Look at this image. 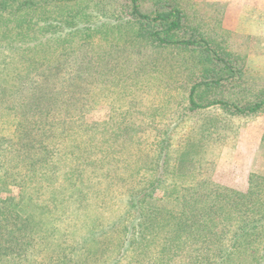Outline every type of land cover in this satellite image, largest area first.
Segmentation results:
<instances>
[{
	"label": "rangeland",
	"instance_id": "obj_1",
	"mask_svg": "<svg viewBox=\"0 0 264 264\" xmlns=\"http://www.w3.org/2000/svg\"><path fill=\"white\" fill-rule=\"evenodd\" d=\"M21 1L14 0V4ZM35 1L32 8L24 6L16 14L0 16V27L10 22L12 25L8 28L14 30L16 27L17 31L20 27L18 19H21L26 20L23 24L26 30L30 21L40 20L39 26H42L54 18H75L72 26L60 20L59 26L64 29H52L40 37L44 50L40 52V59L48 68L46 73L51 71L60 76L54 91L62 90V105L71 101L75 105L70 112L65 108V116L63 113V118H58L61 121L57 136L49 139L51 144L56 141L63 150L55 157L64 166L56 172L58 176L53 182L45 183V198H33L37 181L30 182L28 164L22 162L13 166L12 162L8 174L0 170V178L3 175L7 178L1 181L0 199L11 198L13 203V207L8 205L6 213L18 209L23 219L30 217L33 220L30 227L38 231L32 234V239L37 242L18 253L30 257L27 264H31L32 257H37L38 264H42L45 256L61 257L65 249L63 245H57L61 242V233L71 227L72 239L83 233L81 225L88 224V218L96 220L95 215L103 217V224L86 233L91 244H77L79 250L64 252L65 259L75 256L83 264H113L124 250L121 247L124 238L119 234L110 238L104 230H111V223L120 217L125 220L123 224H129L130 217L134 218L125 214L127 210L123 203L125 188L130 182L128 172L132 169L135 177L130 184L150 189L152 186L150 201L158 207L166 205L174 210L172 205L184 199L182 189L194 185L214 191L205 192L203 204L215 200L219 204L233 205L235 211L246 204L264 207L255 204L264 203V107L255 113H236L218 105L189 112L192 86L206 79L208 72L205 70L213 69L215 65L208 61L200 63L203 54L210 58L221 57L222 65L219 67L218 63L214 79H223L213 90L200 89L197 99L203 105L225 101L246 108L264 98V0H167L178 3L187 16L189 30L179 33L178 37H194L202 44L166 48L146 44L141 25L126 20L131 13L130 0H73L66 5L60 4L62 0H51L53 4L50 0ZM163 1L142 0V10L147 13L161 10ZM75 30L77 35H69ZM27 44L28 41L24 43ZM21 55L0 49V60L8 57L7 60L17 61ZM56 60L60 65L54 68L52 61ZM227 66L226 70L224 67ZM53 68L56 70H51ZM21 72L25 74L26 70ZM4 75L0 73V76ZM83 105L88 108L84 113L76 110ZM175 124L179 126L173 127ZM80 126L92 129L83 130ZM164 130L172 138L170 148H166L167 158H162L158 147L165 137L161 135ZM76 140H84L79 142H85L96 152L102 150L96 159L111 158L125 150L118 158L121 163L116 166V173L110 172V166H100L97 174H92L93 182L86 180L92 205L88 209H79L78 203L63 204L65 198L68 200L72 192L77 191L78 176L75 174L79 155L72 150ZM18 143L19 140L12 142L9 149ZM8 159L9 156L3 157V160ZM37 167H42L44 175L49 174L44 171L45 164ZM157 170H166L159 184L154 183ZM96 191L100 192L98 197L94 194ZM31 199L35 203L30 202ZM0 206H3L1 201ZM67 206V210L62 209ZM40 207L44 208L45 214ZM213 233H206L201 241L210 242ZM139 234L140 231L135 232L137 237ZM56 239L59 241L55 242ZM95 239L101 242L94 243ZM25 240L27 242V238ZM150 245L151 250L160 249L152 239ZM89 247L91 251L88 252ZM84 251L86 259L81 257ZM17 256L16 259L13 256L0 259V264L25 262ZM143 256L139 250L135 253L125 248L124 255L115 264L138 261ZM66 264L77 262L66 260Z\"/></svg>",
	"mask_w": 264,
	"mask_h": 264
},
{
	"label": "trees",
	"instance_id": "obj_2",
	"mask_svg": "<svg viewBox=\"0 0 264 264\" xmlns=\"http://www.w3.org/2000/svg\"><path fill=\"white\" fill-rule=\"evenodd\" d=\"M24 1L14 4V0H1L0 16H3V14H16L24 6L32 8L35 0ZM70 1L73 0H62L60 4L65 3L66 5ZM12 2L14 5L11 4ZM51 4H53L52 1ZM130 6L131 13L126 20L130 23L141 25L143 29L142 35L146 37V44L157 48H166L171 45L179 47L201 46L202 41L194 37L190 39L178 37L179 33L189 30L186 24L187 16L178 3L164 0L160 6L161 10L151 13L143 12L142 0H130ZM8 9L12 10L8 11ZM71 19L54 18L50 23L42 24V26H39L40 20L30 21L27 23L28 28L26 30H24L26 20L18 19L20 27L17 31H15L16 27L14 30L13 28H8L12 25L10 22L4 23L6 27H0V36H2L0 49L22 54L17 61H10L13 58L7 60L8 57L0 60V73L5 74L0 76V157H2L0 159V170H4V174H8L12 162L13 166L22 162L28 164L30 166V182L36 183L37 181L35 184V194L37 196L35 194L33 196L36 200L46 197L44 194L45 183L49 184L48 181L50 180L53 182L54 178L58 176L56 172H60V168L64 166V164L59 163L62 161L55 157L56 154L59 156L63 150L61 151L59 144H55L56 141L51 144L49 139L57 136V127L60 126L59 121H61L58 118H63L65 108L67 107L66 109L70 112L71 107L75 105L72 103L73 101L62 105L64 102L62 90L60 92L54 91L55 85L60 82V76L57 77L51 71L46 73L48 68L40 59V52L44 51L40 43L42 36H44L43 32H48L52 29H64L59 26L60 20L72 26L75 18ZM47 27L48 29H46ZM70 33L77 35L76 30L69 32V35ZM85 37L90 38L88 34ZM26 41L29 44L24 45ZM69 56H71V53ZM206 61L215 65L213 69L205 70L208 72L206 79L192 86L189 95L190 113L215 105L229 108L236 113H255L264 107V98L248 105L246 108H240L225 101H214L203 105L197 99L199 98L200 89L213 90L223 82V79H214L218 63L220 64L219 67L222 65L221 57L218 55L210 58L207 54H203V58L199 62L203 64ZM52 62L54 68L58 64L60 65L58 60ZM17 63L20 65H17ZM54 68L51 70H56ZM224 68L227 70L228 66ZM22 69L26 70L25 74H20ZM68 82L71 83L72 81L69 79ZM43 84L48 85L43 86ZM87 109L84 105L81 108H76V110H80L83 113ZM81 124L83 123L79 125ZM178 126L179 124H175L173 127ZM80 127L83 130L92 129V127L88 126ZM172 129L171 131H174ZM161 135L165 137L160 140V146L158 147L162 158H167L166 148L168 149L172 138L167 130H164V134ZM18 140V146L15 144L12 149H9V144ZM79 141L76 140V143L72 145V150L79 155V166L75 174L78 176L77 191L74 190V193L72 192L69 198L70 201L65 198L63 204L66 205L73 202V204H79V209H88L92 205L89 186L85 185L86 180L89 183L93 182L92 174H97V167L100 166H110L112 167L109 169L110 172L116 173V166L121 163L118 158L124 155L125 150L118 151L111 158L108 156L107 158L99 157L96 159V156L99 155L98 152H102V150L99 149L96 152V150L90 149L88 145H85V142L81 143ZM4 156H9V159L3 160ZM42 164H45L44 171L49 174L44 175L42 167H37ZM52 166L55 167L52 168ZM159 168L161 169L160 165ZM128 173L127 179L130 182L125 188L126 194L123 203L124 206L126 205L125 210H127L125 214L128 217L132 215L134 218L130 217L131 222L129 224H123L125 220L122 221L120 217L117 221L111 223V230H104L108 232L110 238H114L117 234L124 238V242L121 243V247L124 250L121 256L115 260L116 263L120 261L126 248L135 253L139 250L144 255L137 259L138 261L129 260V262H126L127 264L132 262L137 264H264V207L259 208V205L256 207L252 206V204H246L244 208L235 211L233 205L227 203L219 204L215 200H209V203L203 204L205 200L202 197L205 192L209 194L214 191L208 187L204 189L195 188V185L191 188L185 187L182 189L184 199H182V202L172 205L174 210L166 205L158 207L150 201L152 186L150 189L149 187L145 188L144 185L140 187L131 185V180L135 177V171L132 169ZM155 173H157V179L154 183L159 184L165 176L166 170H157ZM38 177L39 179L36 180ZM4 179L7 178L3 175L0 178V185H2L1 181ZM156 188L153 190L155 191ZM99 193L96 191L94 194L98 197ZM0 201L3 203V206H0V259H6L9 256H13L16 259L17 255H19L25 261L22 264H27L30 257L27 258L18 253L20 251L23 252L25 247L37 242L34 238L32 239V234L38 231L35 230L36 228L30 227L33 220L30 217L23 219L22 215L17 212L19 211L18 209L9 210L6 213L9 204L13 207L11 198L0 199ZM30 202L33 203L34 200L31 199ZM255 204L264 205L263 202ZM69 206L66 208L62 207V209L67 210ZM40 209L45 214L44 208L40 207ZM95 217L96 220L94 221L92 217L88 218V224L81 225L83 233L76 234L72 239L70 235L73 229L71 232V227L68 226L61 233V242L57 244L63 245L65 248L62 250L61 257L45 256L42 264H66V260H75L77 264H83L79 262V257H71L69 255L70 257L65 259L66 253L64 252L79 250L76 247L79 243L83 246L91 244V239L86 233L93 231L96 226L99 228L103 224L102 216L95 215ZM12 227L17 229L14 231ZM28 229H31L29 234L27 232ZM136 231H140L138 237L135 235ZM211 231L214 233L209 240L210 242H202V236ZM130 232H133V234L131 233L129 236ZM151 239L154 244L160 246V249L153 248L151 250ZM41 241L43 242V240ZM54 241L58 242L59 240L56 239ZM93 242L100 243L101 241L97 242L95 239ZM89 251H91L90 247ZM10 253L13 254L11 255ZM84 254L85 251L81 257L86 259L83 256ZM32 258L30 260L32 261L31 264H38L36 262L37 257ZM133 259H136V256ZM96 260L94 258V261ZM115 262L112 261L113 264ZM5 264H8V262Z\"/></svg>",
	"mask_w": 264,
	"mask_h": 264
}]
</instances>
